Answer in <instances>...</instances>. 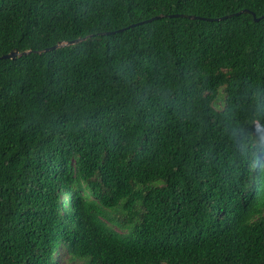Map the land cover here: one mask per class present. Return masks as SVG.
Wrapping results in <instances>:
<instances>
[{"label":"trees","instance_id":"1","mask_svg":"<svg viewBox=\"0 0 264 264\" xmlns=\"http://www.w3.org/2000/svg\"><path fill=\"white\" fill-rule=\"evenodd\" d=\"M14 48L0 264H264V0H0Z\"/></svg>","mask_w":264,"mask_h":264},{"label":"water","instance_id":"2","mask_svg":"<svg viewBox=\"0 0 264 264\" xmlns=\"http://www.w3.org/2000/svg\"><path fill=\"white\" fill-rule=\"evenodd\" d=\"M242 12H249V11L248 10H242V11L237 12L236 14H239V13H242ZM252 15H253L254 20H258V18H256L254 16V14H252ZM171 16H173V15H171ZM182 16L188 17V18H195L193 15H182ZM230 16H232V15L221 17V18H218V19H224V18L230 17ZM161 17H163V15H156L153 18L145 20L144 22H149V21H151L153 19H158V18H161ZM110 33H113V32H103L101 34H110ZM85 38L86 37L76 38V39L69 40V41H58L57 43H55L54 45H52L50 47H46V48L41 49V50H36L35 52L37 54H40L42 52L51 51V50L57 49L59 47L65 46V45H72V44L78 43V42L84 40ZM28 53H30V50L19 52L17 49L14 48L10 52H8L7 54L0 56V58L15 59L16 57H19V56H22V55H26Z\"/></svg>","mask_w":264,"mask_h":264}]
</instances>
